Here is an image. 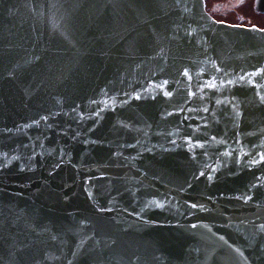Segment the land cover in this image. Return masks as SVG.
Here are the masks:
<instances>
[{
    "label": "water",
    "instance_id": "obj_1",
    "mask_svg": "<svg viewBox=\"0 0 264 264\" xmlns=\"http://www.w3.org/2000/svg\"><path fill=\"white\" fill-rule=\"evenodd\" d=\"M204 3L0 0V264H264V29Z\"/></svg>",
    "mask_w": 264,
    "mask_h": 264
},
{
    "label": "flooded vegetation",
    "instance_id": "obj_2",
    "mask_svg": "<svg viewBox=\"0 0 264 264\" xmlns=\"http://www.w3.org/2000/svg\"><path fill=\"white\" fill-rule=\"evenodd\" d=\"M204 4L216 22L264 29V0H205Z\"/></svg>",
    "mask_w": 264,
    "mask_h": 264
},
{
    "label": "snow or ice",
    "instance_id": "obj_3",
    "mask_svg": "<svg viewBox=\"0 0 264 264\" xmlns=\"http://www.w3.org/2000/svg\"><path fill=\"white\" fill-rule=\"evenodd\" d=\"M187 74H188L187 71H185V75H187ZM229 83H230V81H229ZM211 86L214 87V85H211ZM192 94L193 93L189 92V95H192ZM165 95H168V93H165ZM200 175H204V173L202 172V173H200ZM209 178H211V177H209ZM192 207L195 208V207H197V205L193 204Z\"/></svg>",
    "mask_w": 264,
    "mask_h": 264
}]
</instances>
